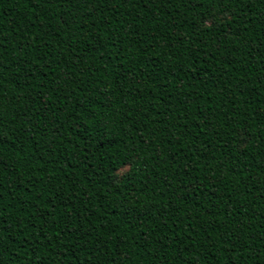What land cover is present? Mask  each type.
Masks as SVG:
<instances>
[{"label": "trees", "instance_id": "trees-1", "mask_svg": "<svg viewBox=\"0 0 264 264\" xmlns=\"http://www.w3.org/2000/svg\"><path fill=\"white\" fill-rule=\"evenodd\" d=\"M0 264H264V0H0Z\"/></svg>", "mask_w": 264, "mask_h": 264}, {"label": "rangeland", "instance_id": "rangeland-1", "mask_svg": "<svg viewBox=\"0 0 264 264\" xmlns=\"http://www.w3.org/2000/svg\"><path fill=\"white\" fill-rule=\"evenodd\" d=\"M127 169H124L123 171H126Z\"/></svg>", "mask_w": 264, "mask_h": 264}]
</instances>
